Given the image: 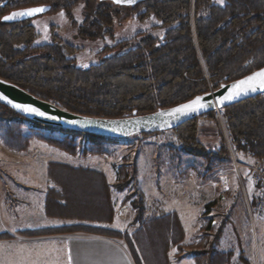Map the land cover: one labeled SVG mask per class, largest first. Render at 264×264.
Instances as JSON below:
<instances>
[{
	"label": "trees",
	"instance_id": "obj_1",
	"mask_svg": "<svg viewBox=\"0 0 264 264\" xmlns=\"http://www.w3.org/2000/svg\"><path fill=\"white\" fill-rule=\"evenodd\" d=\"M223 1L224 4L219 5L213 0H149L128 8L99 0H0V79L69 112L87 117L119 119L174 107L264 67V0ZM81 4L84 5V20L79 25L73 17V10ZM41 7L45 11L38 16L66 12L82 38H95L105 26L111 25V13L118 15L122 11L140 12L142 17L154 16L162 22L166 32L162 40L141 34L143 38L137 47L107 56L97 65L81 68L57 40L43 45L32 44L36 35L30 20L4 19L13 11ZM192 7L195 9L194 22L191 19ZM126 42L122 41L119 45ZM225 110L227 131L235 151L263 159L264 95ZM213 114L215 112L204 116ZM197 119L172 131L193 124ZM16 120L34 126L31 136L9 133L8 145H13L11 147L19 151L26 150L30 140L38 139L71 156H102L109 155L106 144L120 140L44 126L25 119L0 103V123ZM42 128L51 133L43 134ZM194 131L192 129V132L181 135L187 156L208 159L216 167L230 160L226 139L223 138L219 149H211L197 140ZM160 133L164 132L140 135ZM78 137L87 144L78 143ZM126 171L120 172L119 181L129 177ZM62 176L66 177L61 182L67 188L77 186V194L86 192L92 183L100 181L104 189V202L89 206L97 213L106 209L107 216L97 218L96 222H114L110 188L102 173L77 169ZM49 197V210L56 206L64 211L70 206L65 188L57 186L51 189ZM133 197L134 194H131L124 202L130 201L136 211L134 224L138 225L139 232L134 234L135 242L129 235L113 228L83 224L26 230L19 234L42 237L83 232L124 239L136 264H170L171 249L177 247L182 252L186 248L182 244L185 231L178 215L172 213L147 219L144 196ZM210 208L211 205L206 206V209ZM223 231V227H212L211 221L203 226V247L209 245L210 248L193 252L197 264H212V248L221 240ZM214 232V238L210 240L209 235ZM7 237L10 236H0L1 239Z\"/></svg>",
	"mask_w": 264,
	"mask_h": 264
},
{
	"label": "rangeland",
	"instance_id": "obj_2",
	"mask_svg": "<svg viewBox=\"0 0 264 264\" xmlns=\"http://www.w3.org/2000/svg\"><path fill=\"white\" fill-rule=\"evenodd\" d=\"M213 1L219 5L224 4V1L223 3L220 0ZM140 14V12L126 13L124 11L118 15L111 13L113 17L111 25L105 26L95 38L79 36L77 29L72 26L70 17L64 11L38 16L30 20L36 35L32 44L43 45L57 40L65 48L68 56L76 60L78 67L89 68L101 63L107 56L121 54L137 47L143 38L141 34L145 37L153 36L159 40L164 38L166 28L162 22L154 16L142 17ZM73 17L79 25L83 23L84 5L75 7ZM191 19L192 22L195 21L194 7L191 10ZM122 41L127 42L119 45ZM212 91L215 90L211 89L210 92ZM221 113L223 115H220ZM33 128L34 126L25 121L0 123V148L17 152V165H14L17 167V180H13L10 176L13 175L12 168L11 172L4 170L6 169V167L3 168L4 161L0 160V184L5 185L15 181L17 185L22 183L24 186L31 184L38 187V191L28 192L18 191L17 187V200L7 198V203L17 212L13 220L6 219L4 214L2 216L0 210V234L10 236L0 238V264H17V236L25 237L19 234L25 225L24 213L21 215L23 217L20 214L31 204L33 211H36L34 207L38 208V222L46 217L64 222L62 223L64 225H60L59 220L45 221L44 223L49 222V228L78 224L102 227L99 226L101 223L95 220L105 218L106 209L103 208L97 213L89 206L97 202L101 205L104 202L102 183L100 181L92 183L91 186L89 185L90 191L77 194V186L67 188L68 186L61 182L66 179L62 176L63 173L69 174L77 169L91 170L104 175L110 188L111 202L114 205V220L116 219L119 223L115 230L129 235L134 242L136 240L134 234L138 231V225L134 224L136 211L130 201L124 202L131 194H134L133 198L138 195L144 196L147 219L168 216L172 213L183 218L187 230L183 241L186 248L181 252L175 247V256H191L193 252L208 250L209 245H205L206 248H204L202 243L203 226L211 221L212 227L224 228L221 240L212 248V264H264V222L256 217L252 222L248 212V202L252 204L254 210L259 195L258 187L251 181L248 170L254 158L243 152H236L233 148L227 131L225 109L220 113L215 111L213 115L198 118L193 124L189 123L177 131L148 136L136 135L110 142L105 145L109 155L102 156H71L38 139L30 140L28 148L22 151L11 147L13 145H8L7 138L10 132L16 136L20 134L31 136ZM192 129L195 130L197 140L211 149H219L223 144V138L226 139L230 160L216 167L208 159L187 156L183 150L184 142L181 135L192 132ZM41 132L45 135L51 133L43 128ZM55 135L59 136V134ZM77 142L87 144L83 138L79 137ZM235 161L242 165L240 169L242 182L237 179L235 173H232ZM134 168L136 169L135 177ZM123 170H128L126 172L129 173V177L119 181L120 172L122 173ZM220 170L229 173L232 184V193L225 197H223L221 181L218 177ZM125 183L127 185L123 187ZM57 186L65 188V196L68 195L67 204L69 202L70 206L64 211L57 209L56 206L49 210L48 202L51 198L49 193ZM122 187L123 190H120ZM18 194L26 196V200L23 201ZM30 195L31 197H28ZM123 205H128L126 218H122L119 214ZM207 205H211V208L206 209ZM214 221L215 224H213ZM63 235H69L70 238L92 236L83 232ZM214 235L215 232L209 235L210 240L214 238ZM107 239L119 242L131 254L126 240ZM30 257L33 260L37 258V256ZM53 264H59V262Z\"/></svg>",
	"mask_w": 264,
	"mask_h": 264
},
{
	"label": "water",
	"instance_id": "obj_3",
	"mask_svg": "<svg viewBox=\"0 0 264 264\" xmlns=\"http://www.w3.org/2000/svg\"><path fill=\"white\" fill-rule=\"evenodd\" d=\"M99 1L110 2L117 6L131 8L149 0H132L131 3H117L116 0ZM27 10L29 9L13 11L8 16H11L13 13L25 12ZM39 14H41V12L31 16H16L14 19L7 21L31 20ZM261 71H264V67L241 79L225 84L215 91L197 96L202 98L201 102L205 107L194 111L187 110L184 113L170 114L173 113L175 109L191 103L197 97L174 107L162 109L146 115H135L119 119L87 117L69 112L56 104L42 100L21 87L3 79H0V103L14 110L25 119L44 126L80 133H89L113 139H125L140 134L172 131L196 118L215 112L218 109H226L264 95V89L259 87V77L248 84H240L241 81H245ZM237 85H239V87H236ZM253 87L256 88L255 91L251 90ZM244 89H248V91H244ZM236 92H240V95H235ZM230 94L233 95L232 99H224ZM15 105L30 106L36 108L38 112H26L22 110V108L15 107ZM40 112L44 113V115H40Z\"/></svg>",
	"mask_w": 264,
	"mask_h": 264
},
{
	"label": "crops",
	"instance_id": "obj_4",
	"mask_svg": "<svg viewBox=\"0 0 264 264\" xmlns=\"http://www.w3.org/2000/svg\"><path fill=\"white\" fill-rule=\"evenodd\" d=\"M0 160L4 161L3 168L6 167L4 170L11 172L10 169L12 168L11 173L13 175H10L9 172L6 173L10 175L13 180H17V167L14 166L17 165V152L1 149ZM47 186H49V184ZM17 187L18 191L21 192L38 191L37 186L31 184L24 186L22 183L17 185L15 181L10 184H0V210L2 216L4 214V216L7 217L6 219L9 220H13V216H17V212L6 200L7 198L17 200ZM18 196L21 197L23 201L26 200V196L22 194H18ZM28 197H31V195ZM34 208L36 211H33V205L31 204L29 208L25 209L26 211L24 210V212H21L20 216L23 213V216H25H21L25 221L24 228L21 229V231L35 230L38 229V227L49 228V222L52 218L46 217V220L43 219L41 222H38V208L37 206ZM179 219L185 234H187L183 218L179 216ZM58 220L60 221V219H54L52 221ZM45 221L49 222L44 223ZM60 223V225H64L62 224L64 223L62 220ZM118 224V221L115 219L112 224H101L99 226L117 229L116 227ZM174 248L175 247L169 252L170 264H197L193 255L181 259L175 256L176 253H174ZM30 256H37V258L33 260ZM53 256H57V258L54 259ZM54 262H59V264H136L132 255L129 254L122 244L107 238L93 235L91 237L70 238L69 235L63 234L46 237L17 236V264H53Z\"/></svg>",
	"mask_w": 264,
	"mask_h": 264
},
{
	"label": "built area",
	"instance_id": "obj_5",
	"mask_svg": "<svg viewBox=\"0 0 264 264\" xmlns=\"http://www.w3.org/2000/svg\"><path fill=\"white\" fill-rule=\"evenodd\" d=\"M222 110L224 109H218L216 110V113H220ZM220 115H223V113H221ZM241 167V163L235 161L232 173H235L237 179L242 182V176L240 174ZM248 170L250 179L258 187L259 192L258 201L254 210L252 208L251 203L248 202V212L252 222L254 221L255 217L264 222V158H254L248 166ZM218 177L221 181L220 185L224 195L223 197H225L226 195L232 192V184L231 179L229 177V173H225L224 170H220L218 172ZM127 207L128 205H123L120 209L119 214L122 216V218H126L127 216ZM215 223L216 222L214 221L213 224Z\"/></svg>",
	"mask_w": 264,
	"mask_h": 264
},
{
	"label": "snow or ice",
	"instance_id": "obj_6",
	"mask_svg": "<svg viewBox=\"0 0 264 264\" xmlns=\"http://www.w3.org/2000/svg\"><path fill=\"white\" fill-rule=\"evenodd\" d=\"M116 2L117 3H121V2L131 3L132 0H116ZM220 2L223 3V0H220ZM43 11H45V9L42 8V7L41 8H33V9H29V10H27L25 12L13 13L11 16H5L4 19L5 20H11V19H14L16 16H25V15L31 16V15H34L36 13H40V12H43ZM61 15H63V14H61ZM257 77L260 78L259 87L261 89H264V71L256 73L255 76L249 77L245 81H241L240 84L241 85L248 84V83H250L252 81H255L257 79ZM236 87H239V85H237ZM251 90L255 91L256 88L253 87ZM244 91H248V89H244ZM235 95H237V96L240 95V92H236ZM232 98H233V95L230 94L228 97H225L224 99H232ZM201 101H202V98L201 97H197L191 103L183 105L182 107L175 109L174 112L170 113V114L184 113L187 110H193L194 111V110H198L199 108L205 107V105ZM221 102H223V101H221ZM15 107L22 108V110H24L26 112H38V110L36 108L30 107V106L15 105ZM39 114L40 115H44V113H42V112H40Z\"/></svg>",
	"mask_w": 264,
	"mask_h": 264
},
{
	"label": "flooded vegetation",
	"instance_id": "obj_7",
	"mask_svg": "<svg viewBox=\"0 0 264 264\" xmlns=\"http://www.w3.org/2000/svg\"><path fill=\"white\" fill-rule=\"evenodd\" d=\"M8 16V15H7Z\"/></svg>",
	"mask_w": 264,
	"mask_h": 264
}]
</instances>
